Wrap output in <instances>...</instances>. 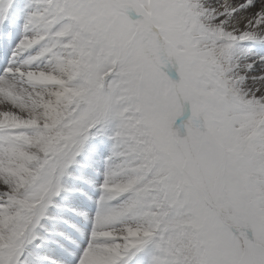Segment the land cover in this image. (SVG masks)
<instances>
[{"label":"snow or ice","instance_id":"snow-or-ice-1","mask_svg":"<svg viewBox=\"0 0 264 264\" xmlns=\"http://www.w3.org/2000/svg\"><path fill=\"white\" fill-rule=\"evenodd\" d=\"M0 264H264V0H0Z\"/></svg>","mask_w":264,"mask_h":264}]
</instances>
